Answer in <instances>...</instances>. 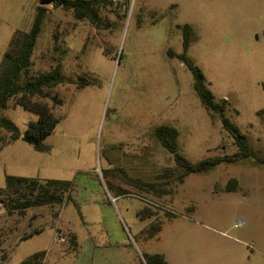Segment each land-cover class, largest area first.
<instances>
[{"label": "rangeland", "instance_id": "obj_1", "mask_svg": "<svg viewBox=\"0 0 264 264\" xmlns=\"http://www.w3.org/2000/svg\"><path fill=\"white\" fill-rule=\"evenodd\" d=\"M57 1L0 0V64L14 33L28 32L42 7L31 73L60 63L65 76L52 92L64 101L56 109L62 120L45 150L23 139L2 148L0 188L7 174L73 182L65 205L24 216L0 197V264L43 251L44 264H142L144 253L169 264H264V0H105L96 5L98 23ZM185 24L194 30L188 56L216 101H229L227 117L261 161L221 164L179 183L182 170L156 127L177 128L179 151L193 164L238 152L203 106L191 71L169 56L183 53ZM83 79L90 83L78 89ZM2 115L22 134L38 118L15 100ZM232 179L237 188L228 192ZM145 208L151 217L143 220ZM159 222L161 232L147 239L144 231ZM34 228L44 231L22 239Z\"/></svg>", "mask_w": 264, "mask_h": 264}, {"label": "trees", "instance_id": "obj_2", "mask_svg": "<svg viewBox=\"0 0 264 264\" xmlns=\"http://www.w3.org/2000/svg\"><path fill=\"white\" fill-rule=\"evenodd\" d=\"M105 0H58L56 7L65 10H72L77 19H89L93 23L99 22L96 5ZM46 18V11L42 7L37 8V14L31 29L28 32L18 30L14 33L8 50L4 53L0 64V151L7 145L23 139L36 151L43 152L44 140L52 135L62 118L56 114V109L64 105V101L58 95H52L53 90L65 83V76L62 66L58 63L52 70L32 74L33 56L43 31ZM183 32V53L172 54L171 58L181 61L192 73L194 77V89L200 98L203 106L212 116L220 118L223 129L234 139L238 152L233 156H218L207 158L199 163L193 164L187 160L179 151L178 139L179 131L170 125H160L155 128V136L161 145L169 151L174 160L182 170V176L177 182L183 183L191 174H204L212 171L221 164H236L240 161L255 158L259 162L253 151L248 137L239 126L227 117L230 103L226 99L217 102L214 93L208 87L207 79L203 71L195 65L188 56V51L194 37L192 25L180 26ZM90 81L83 79L78 83V89L89 85ZM264 89V82L262 84ZM15 100L17 106L38 116L37 120H30L29 126L22 134L16 124L9 118L2 115V112L9 108L10 102ZM44 100L52 101L49 106ZM264 113V109L259 111V115ZM2 130L11 134L5 138ZM153 191H158L155 184H148ZM73 188L72 181L30 178L24 176L6 175V186L0 188V197L7 205L9 212H17L19 215H26L27 210L40 207H56L65 205L71 197ZM237 188V180L232 179L228 183L227 191L232 192ZM148 211L145 208L139 213L143 220L151 217L144 216ZM58 216V214H56ZM170 219L175 215L170 214ZM164 222L153 223L144 231L147 239H154L162 230ZM43 228H34L23 236L22 239L31 238L42 233ZM73 247H78L77 237L73 234L70 238ZM76 251V250H75ZM47 252H39L25 260L22 264H44ZM142 264H168L166 257L161 253H144Z\"/></svg>", "mask_w": 264, "mask_h": 264}, {"label": "water", "instance_id": "obj_3", "mask_svg": "<svg viewBox=\"0 0 264 264\" xmlns=\"http://www.w3.org/2000/svg\"><path fill=\"white\" fill-rule=\"evenodd\" d=\"M55 2V0H41L40 5L45 6V5H51Z\"/></svg>", "mask_w": 264, "mask_h": 264}, {"label": "crops", "instance_id": "obj_4", "mask_svg": "<svg viewBox=\"0 0 264 264\" xmlns=\"http://www.w3.org/2000/svg\"><path fill=\"white\" fill-rule=\"evenodd\" d=\"M191 25V24H190ZM8 146V145H7ZM8 175V174H7ZM168 261V260H167ZM169 264V263H168Z\"/></svg>", "mask_w": 264, "mask_h": 264}]
</instances>
